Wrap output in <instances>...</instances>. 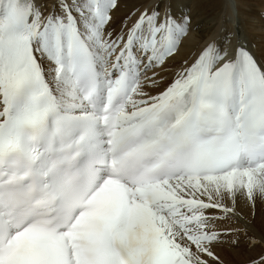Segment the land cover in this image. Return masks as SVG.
Segmentation results:
<instances>
[{"label":"snow or ice","instance_id":"snow-or-ice-1","mask_svg":"<svg viewBox=\"0 0 264 264\" xmlns=\"http://www.w3.org/2000/svg\"><path fill=\"white\" fill-rule=\"evenodd\" d=\"M129 2L0 0V264H264V60Z\"/></svg>","mask_w":264,"mask_h":264},{"label":"bare ground","instance_id":"bare-ground-1","mask_svg":"<svg viewBox=\"0 0 264 264\" xmlns=\"http://www.w3.org/2000/svg\"><path fill=\"white\" fill-rule=\"evenodd\" d=\"M132 3H158L161 12L169 7L177 18L184 14L191 16L192 28L184 40L177 61L195 51L198 45L212 36L218 37L221 25H225L233 34V44L238 37L255 52L258 59L264 60V0H130L128 7ZM125 10L122 8L116 14L118 20ZM254 212V225L259 231L264 228V204L257 203ZM247 255L249 253L245 252L228 258L232 264H241Z\"/></svg>","mask_w":264,"mask_h":264},{"label":"rangeland","instance_id":"rangeland-1","mask_svg":"<svg viewBox=\"0 0 264 264\" xmlns=\"http://www.w3.org/2000/svg\"><path fill=\"white\" fill-rule=\"evenodd\" d=\"M175 7H176V5H175ZM263 11V13H264V10H262ZM237 21H238V18L236 19Z\"/></svg>","mask_w":264,"mask_h":264}]
</instances>
